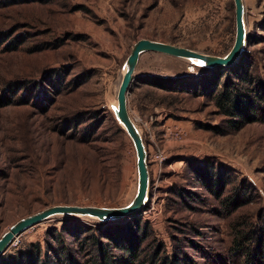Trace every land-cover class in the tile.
Wrapping results in <instances>:
<instances>
[{
	"label": "rangeland",
	"instance_id": "obj_1",
	"mask_svg": "<svg viewBox=\"0 0 264 264\" xmlns=\"http://www.w3.org/2000/svg\"><path fill=\"white\" fill-rule=\"evenodd\" d=\"M242 3L246 40L232 65L206 69L156 51L138 57L126 107L146 152L143 207L111 222L69 217L82 230L144 222L135 264L174 255L186 261L178 264H245L237 247L252 249L264 236V119L235 124L209 91L238 65L250 81L230 80L264 104V0ZM233 36L232 0H0V234L47 205L117 207L132 198L134 149L109 106L135 39L222 55ZM191 74L205 75L202 92L161 87L166 77ZM63 219L22 231L0 262L26 252L40 260L57 249L61 230L62 244L91 264L89 238L77 241L91 229L74 239Z\"/></svg>",
	"mask_w": 264,
	"mask_h": 264
},
{
	"label": "trees",
	"instance_id": "obj_2",
	"mask_svg": "<svg viewBox=\"0 0 264 264\" xmlns=\"http://www.w3.org/2000/svg\"><path fill=\"white\" fill-rule=\"evenodd\" d=\"M237 66H231L230 74L224 78L219 88H210V94L214 105L217 107L218 111L225 115L237 117L239 120L235 121L240 123L243 120H253L255 118L264 119V104L261 105L254 100L252 93H245L236 82L230 80L231 77L241 79L242 81L249 82L250 78L246 77L247 73L245 70L238 73ZM223 69L222 67H217ZM218 70V69H217ZM203 77L205 75H180L178 77H166L164 78L167 84L165 89L167 90H183V91H192L193 93L202 92L207 84L205 83ZM214 80L218 76H213ZM143 82L160 85L156 82V78L151 79L150 77H145ZM157 83V84H156ZM163 84V83H162ZM212 85V84H211ZM210 174V173H209ZM207 175L206 178H209L210 175ZM70 223V228L65 231L69 233L74 239L78 238L79 234L84 230L91 229V231L84 235L81 238V242L84 243L85 239H88L92 243L91 254H89L88 262L91 264H135L138 261L139 254V245L142 241V238L145 237L144 234L146 229V224L143 222L139 224V220L133 218L131 221L123 222L121 224H112L109 223L103 228H91V226H86L83 228L78 221L65 218L61 221L60 228ZM96 231H95V230ZM95 231V232H94ZM58 245L57 249L54 247H49L48 250L51 254L50 257L44 252V256L39 260L36 254L34 257L32 254L26 252L18 256H11L3 258L0 264H49L51 261L54 264H83L79 262L77 257L71 252L70 247L62 244L61 230L55 234ZM99 237L107 239V242H102ZM245 237V236H244ZM87 240V241H88ZM257 241L256 245L254 244L253 248L250 249L248 246H244L243 249L237 247L239 255H243L245 264H263L264 263V236ZM110 245L119 249L122 254L118 257L111 256L108 252L107 247ZM155 253V252H154ZM151 254V258H154L155 254ZM172 259V260H171ZM170 260H163V264H167L172 261L173 264H178L180 262L186 263L181 257L174 255ZM155 264V263H152ZM158 264H161L158 262Z\"/></svg>",
	"mask_w": 264,
	"mask_h": 264
},
{
	"label": "water",
	"instance_id": "obj_3",
	"mask_svg": "<svg viewBox=\"0 0 264 264\" xmlns=\"http://www.w3.org/2000/svg\"><path fill=\"white\" fill-rule=\"evenodd\" d=\"M232 3L234 36L232 44L222 55L208 54L186 46L146 37L137 38L131 44L129 52L123 62L122 69L124 70L117 84L115 104L111 103L109 107L115 120L130 138L134 149L136 186L132 198L127 203L117 207L69 203L47 205L35 212L20 217L0 234V256L4 253L14 237L25 229L51 217L57 215H60L62 218L88 216L101 222H111L128 217L143 207L147 198L148 185L146 152L139 130L129 117L126 107L129 86L133 79V71L138 57L144 51H156L171 56L186 58L192 64L206 69L232 65L243 51L246 40L242 16V0H232Z\"/></svg>",
	"mask_w": 264,
	"mask_h": 264
},
{
	"label": "built area",
	"instance_id": "obj_4",
	"mask_svg": "<svg viewBox=\"0 0 264 264\" xmlns=\"http://www.w3.org/2000/svg\"><path fill=\"white\" fill-rule=\"evenodd\" d=\"M190 70H191V68H190ZM14 238H15V237H14ZM14 238H13V239H14ZM13 239H12V240H13Z\"/></svg>",
	"mask_w": 264,
	"mask_h": 264
},
{
	"label": "bare ground",
	"instance_id": "obj_5",
	"mask_svg": "<svg viewBox=\"0 0 264 264\" xmlns=\"http://www.w3.org/2000/svg\"><path fill=\"white\" fill-rule=\"evenodd\" d=\"M124 69H122V72H123Z\"/></svg>",
	"mask_w": 264,
	"mask_h": 264
}]
</instances>
